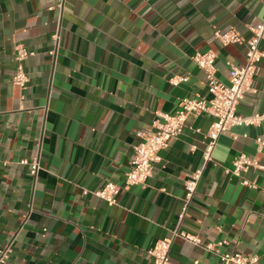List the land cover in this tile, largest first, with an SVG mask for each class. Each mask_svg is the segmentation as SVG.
<instances>
[{
  "label": "crops",
  "instance_id": "obj_1",
  "mask_svg": "<svg viewBox=\"0 0 264 264\" xmlns=\"http://www.w3.org/2000/svg\"><path fill=\"white\" fill-rule=\"evenodd\" d=\"M58 3L0 0V249L10 246L13 264H150L147 250L179 227L264 264V149L255 142L264 120L221 134L181 223L185 182L204 167L208 114L189 116L145 186L125 185L137 134L157 113L174 112L183 98L211 97L192 56L216 51L217 76L229 83L227 61L244 64L247 47L222 46L214 32L249 38L264 19L263 0ZM17 44L33 52L26 89L12 80ZM173 76L187 80L173 85ZM254 87L239 115L264 113V58ZM240 154L260 165L242 173L256 187L226 172ZM22 160H37V174ZM109 181L120 186L114 205L92 193ZM170 257L224 264L181 238Z\"/></svg>",
  "mask_w": 264,
  "mask_h": 264
},
{
  "label": "built area",
  "instance_id": "obj_2",
  "mask_svg": "<svg viewBox=\"0 0 264 264\" xmlns=\"http://www.w3.org/2000/svg\"><path fill=\"white\" fill-rule=\"evenodd\" d=\"M65 0H59V7H64ZM264 3V0H263ZM251 36L245 38L238 31L229 29L226 31L215 30L214 38L222 45L245 44L246 60L242 65L227 61L229 67V83H225L217 76L216 61L218 53L212 49L197 51L192 60L205 72L206 84L211 95L209 99L203 97L183 98L177 110L171 113L158 112L152 128L141 131L137 134L138 141L132 146V158L129 168L125 172V185L134 186L147 184L153 174V166L160 160L159 152L168 148L183 132L189 116H200L208 114L211 118L209 130L206 133V145L203 150L204 167L192 172L185 182V195L183 207L180 213V223L188 213L190 204L195 197L199 182L204 174L206 165L213 160V152L217 147L219 137L224 132H229L235 127L257 126L264 120V113H257L250 116H242L237 112L240 101L248 93L256 91L254 80L261 69V62L264 58L262 44L264 42V19L260 24L251 26ZM59 31L54 33V38L59 39ZM17 66L13 74V82L21 89H26L29 77L26 72L25 62L33 55L22 44L15 46ZM187 80V77L173 76L170 82L178 85ZM233 137L237 135L233 133ZM258 150L264 149V134L255 138ZM22 164L32 166V174L36 175L39 162L33 160H22ZM258 162L246 154H240L233 161V166L226 172L242 178V173L250 168H258ZM242 184L249 187H256L254 184L242 178ZM120 186L114 182H107L102 188L92 193L106 200L109 204L118 203L117 195ZM89 192L84 188V193ZM176 238L186 242L202 246L208 251L218 255L224 264H259L256 256H247L240 252H221L220 246L223 242L202 243L201 237L181 230L179 227L172 231L168 238L158 240L153 247L147 250L151 258L150 264H172L170 257L171 246ZM10 246L0 249V264H13L11 260Z\"/></svg>",
  "mask_w": 264,
  "mask_h": 264
}]
</instances>
